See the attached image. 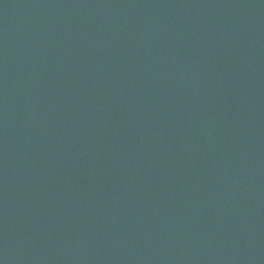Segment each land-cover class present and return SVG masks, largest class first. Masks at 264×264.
Here are the masks:
<instances>
[{
  "label": "water",
  "instance_id": "95a60500",
  "mask_svg": "<svg viewBox=\"0 0 264 264\" xmlns=\"http://www.w3.org/2000/svg\"><path fill=\"white\" fill-rule=\"evenodd\" d=\"M0 264H264V0H0Z\"/></svg>",
  "mask_w": 264,
  "mask_h": 264
}]
</instances>
